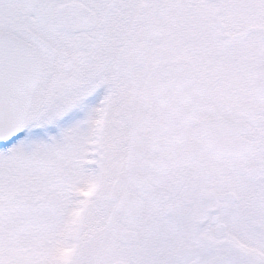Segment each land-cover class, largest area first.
Instances as JSON below:
<instances>
[{
    "label": "snow or ice",
    "instance_id": "6c2138e0",
    "mask_svg": "<svg viewBox=\"0 0 264 264\" xmlns=\"http://www.w3.org/2000/svg\"><path fill=\"white\" fill-rule=\"evenodd\" d=\"M0 264H264V0H0Z\"/></svg>",
    "mask_w": 264,
    "mask_h": 264
}]
</instances>
